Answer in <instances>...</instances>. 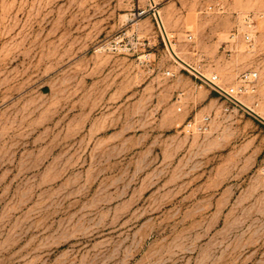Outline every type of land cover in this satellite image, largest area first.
Returning a JSON list of instances; mask_svg holds the SVG:
<instances>
[{"label": "rangeland", "instance_id": "1", "mask_svg": "<svg viewBox=\"0 0 264 264\" xmlns=\"http://www.w3.org/2000/svg\"><path fill=\"white\" fill-rule=\"evenodd\" d=\"M156 1L0 0V264H264V122L157 20L264 115V0Z\"/></svg>", "mask_w": 264, "mask_h": 264}, {"label": "built area", "instance_id": "2", "mask_svg": "<svg viewBox=\"0 0 264 264\" xmlns=\"http://www.w3.org/2000/svg\"><path fill=\"white\" fill-rule=\"evenodd\" d=\"M211 10L223 11L224 6L216 4L210 6ZM247 30L243 32V38L250 50H254L257 46L256 39V22L250 15L245 17ZM192 38V36H191ZM197 76L203 84L211 86L217 93L224 97L227 101L238 106L247 107L241 101L242 98L255 95L258 91L259 72L257 70L244 71L239 80L233 84H226L219 74L206 76L200 71L195 70ZM181 110V108H179ZM251 110V109H250ZM211 127V117L205 115L200 119L189 120L183 124V131L187 134H206Z\"/></svg>", "mask_w": 264, "mask_h": 264}, {"label": "bare ground", "instance_id": "3", "mask_svg": "<svg viewBox=\"0 0 264 264\" xmlns=\"http://www.w3.org/2000/svg\"><path fill=\"white\" fill-rule=\"evenodd\" d=\"M153 1V3H155V2H157L156 0H152ZM155 5V4H154ZM159 13V16H160V19H161V23H162V27L165 29V31H166V34H167V36H168V40H169V49H170V51H171V53L180 61V63H183V65L185 64L186 66H188V67H190L191 69H193V70H197V71H199L196 67H194L193 65H191L189 62H187L186 60H184L180 55H179V53L176 51V49H175V46H174V44H173V42H172V40H171V37H170V35H169V33L167 32V29H166V25H165V23H164V20H163V18H162V15H161V12L160 11H158ZM201 71V70H200ZM242 102H243V104L245 105V104H247V105H249L250 103L248 102V101H246V100H241ZM253 111V110H252ZM257 111H258V109H257ZM259 112V111H258ZM255 113H256V111H255ZM259 113H261V112H259ZM256 114H258V113H256ZM262 114V113H261ZM259 115V114H258ZM261 116V115H260ZM264 118V117H263Z\"/></svg>", "mask_w": 264, "mask_h": 264}, {"label": "water", "instance_id": "4", "mask_svg": "<svg viewBox=\"0 0 264 264\" xmlns=\"http://www.w3.org/2000/svg\"><path fill=\"white\" fill-rule=\"evenodd\" d=\"M157 20H158V22H159L160 28H161V30H162V32H163V35H164V37H165L167 43L169 44L168 36H167V34H166L165 29L162 27V23H161V19H160V16H159V15H158V17H157ZM247 110L250 111V112H252L256 117H258L260 120H262V121L264 122V118H263L262 116L256 114L254 111L250 110L249 108H247Z\"/></svg>", "mask_w": 264, "mask_h": 264}, {"label": "crops", "instance_id": "5", "mask_svg": "<svg viewBox=\"0 0 264 264\" xmlns=\"http://www.w3.org/2000/svg\"><path fill=\"white\" fill-rule=\"evenodd\" d=\"M245 106H246L247 108H249V109L253 110L254 112L256 111V113H258L259 115H261L262 117H264V115H263V114H261V113H259V112L257 111V109H255L254 107H252V105H251V104H249V105L245 104Z\"/></svg>", "mask_w": 264, "mask_h": 264}]
</instances>
